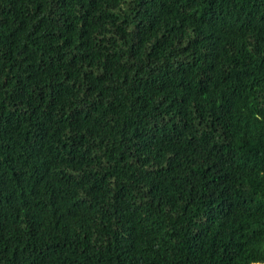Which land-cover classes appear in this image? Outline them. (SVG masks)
<instances>
[{
    "label": "trees",
    "instance_id": "obj_1",
    "mask_svg": "<svg viewBox=\"0 0 264 264\" xmlns=\"http://www.w3.org/2000/svg\"><path fill=\"white\" fill-rule=\"evenodd\" d=\"M0 264H264V0H0Z\"/></svg>",
    "mask_w": 264,
    "mask_h": 264
}]
</instances>
